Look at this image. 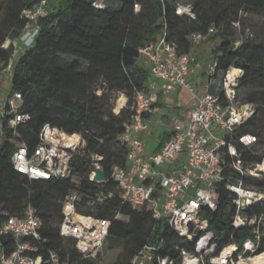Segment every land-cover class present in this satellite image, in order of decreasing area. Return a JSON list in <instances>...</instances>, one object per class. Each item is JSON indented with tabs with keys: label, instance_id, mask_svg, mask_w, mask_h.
<instances>
[{
	"label": "trees",
	"instance_id": "trees-1",
	"mask_svg": "<svg viewBox=\"0 0 264 264\" xmlns=\"http://www.w3.org/2000/svg\"><path fill=\"white\" fill-rule=\"evenodd\" d=\"M106 2L115 5L96 9L90 0H60L39 20L40 29L33 46L23 49L15 48L13 41L25 24L21 10L32 0H0V74L11 73L10 94L18 92L22 96L20 112L29 116L19 124L22 136L33 146L41 127L50 124L68 133H79L86 142L84 153L74 158L69 178L45 181L30 179L14 170L10 162L13 151L8 141L10 132L6 130L0 136V219L21 215L28 204L36 209L43 223L38 243L42 264L49 250L76 264H97L99 254L95 258H82L74 239L59 234L62 200L73 189L81 192L78 212L110 220L106 239L123 244L113 264H130L134 253L147 242L159 246L160 256L176 261L181 248L194 252L193 244L179 236L165 220L154 219L147 208L138 210L123 203L117 194L102 202L87 203L96 193L115 189L109 178L111 166H125L126 150L118 136L127 113L114 114L112 99L117 93L131 98L136 90L146 89L151 76L138 50L155 41L164 25L179 53L190 50L187 40L190 33L205 32L210 25L216 26L214 38H218V43L211 52L216 62L213 92H218L219 80L230 67L242 70L237 90L238 87L262 88L251 91L241 101L257 107L238 132H250L258 137V142L244 152L243 158L251 162L264 158V40L257 42L243 37V15L264 17V0H193L195 21L175 14L176 2L169 0ZM136 4L140 9L135 13ZM6 41L9 44L2 48ZM237 42L240 45L235 47ZM60 56L72 59L63 62ZM166 138L164 135L158 148ZM256 148L262 151L259 153ZM92 153L103 156L102 167L107 178L104 185L89 179ZM245 183L264 191V178L248 176ZM232 198L225 184L218 183L213 195L216 209L205 208L201 214L216 238V253L230 242L241 247L250 236L248 229L231 226ZM260 210L264 211V207ZM118 214L127 220L116 218ZM262 251L263 240L253 257Z\"/></svg>",
	"mask_w": 264,
	"mask_h": 264
},
{
	"label": "built area",
	"instance_id": "built-area-1",
	"mask_svg": "<svg viewBox=\"0 0 264 264\" xmlns=\"http://www.w3.org/2000/svg\"><path fill=\"white\" fill-rule=\"evenodd\" d=\"M59 1L32 0L30 5L22 8L20 15L25 24L13 41L15 48L33 46L40 29L39 20ZM90 1L96 9L106 7V0ZM139 9L140 5L136 4L134 12ZM174 12L190 21L197 19L191 2H177ZM215 32L216 26L210 25L205 32L190 33L187 36L190 50L179 53L164 25L155 41L138 50L151 76L146 89L136 90L131 98L117 93L112 99L114 114L127 113L123 131L118 136L126 150V163L125 166H111L109 178L115 189L98 192L87 203L102 202L117 194L123 203L138 210L149 209L154 219L165 220L171 229L194 246V252L181 248L179 261H176L160 256L159 246L147 242L134 253L130 264H186L188 259L196 260V264L206 261L239 264L254 255L264 241V211L260 210L264 207V191L245 183L248 176L264 178V158L260 162L244 159V152L258 142V137L250 132H238V128L256 112L253 103L237 99L242 70L238 68L240 74H230L233 68H228L219 80L218 92L212 89L214 60L205 63V80L199 86L189 78L197 63V48ZM8 44L6 41L1 47L6 48ZM5 78L10 79L11 73ZM179 88L191 94L194 105L181 112L167 110L159 102L160 96ZM21 104L22 96L18 92L0 102V136L6 130L10 132L8 141L13 145L10 157L13 169L30 179L69 178L75 156L84 153L83 136L44 124L34 145L29 146L19 130V124L29 118L28 114L20 112ZM162 118L171 121L167 138L159 148L147 153L144 137L154 122L162 124ZM164 135L159 137L160 142ZM89 158V179L104 185L107 178L97 180L94 174L96 168L104 171L103 156L92 153ZM218 183H224L233 196L231 226L237 230L248 229L250 236L241 247L230 242L216 253V238L208 228V220L201 214L205 208L216 209L213 195ZM80 200L78 189L70 190L64 196L59 234L74 239L82 258H95L108 235L110 220L78 212ZM119 217L118 214L116 218ZM42 225L31 204L21 215L0 219V264H42L44 259L38 252ZM231 245L233 250L223 255ZM45 264L76 263L49 250Z\"/></svg>",
	"mask_w": 264,
	"mask_h": 264
},
{
	"label": "rangeland",
	"instance_id": "rangeland-1",
	"mask_svg": "<svg viewBox=\"0 0 264 264\" xmlns=\"http://www.w3.org/2000/svg\"><path fill=\"white\" fill-rule=\"evenodd\" d=\"M169 1L176 2V3L177 2L186 3V2H191L193 0H169ZM106 5L108 7H112L115 4L113 2H109V3L106 2ZM243 17H244L243 23H244V28H245L243 37L254 39L257 42L264 40V17L253 15V14H244ZM238 41H241V38H239ZM216 43H218V38H214V35L210 36L205 41V43H202L200 45V47L202 46L201 48L205 47L204 49L205 52L200 53V55L201 56L207 55V58L212 61L213 56L211 52H212L213 47L216 45ZM239 45H240V42H237L235 47H238ZM201 56L199 58V55H198L197 60H201ZM60 59L63 62H69L71 61L72 58L60 56ZM141 62H144V60L141 59ZM261 89H262L261 87H255L253 89L249 87L247 88L238 87L237 93L239 95V98L237 99L239 101H244L248 93H250L251 91L258 92ZM9 95H10V79L5 78V75L0 74V102H3ZM113 104L114 102H112V105ZM258 105L259 107L261 106L260 104ZM255 107H257L256 104H255ZM170 126H171V121L168 118H162V124L160 125L156 124L155 122L151 125V129L149 133L146 134L144 137L146 149L148 151H153L156 149V147L158 146L160 142L159 137L162 134L168 135L170 131ZM256 149H258L259 153L262 151L261 150L262 148H256ZM263 150H264V147H263ZM123 219L127 220L126 218H123ZM122 247H123V244L119 241H115L113 239H105L103 246L99 253L97 264H113L115 260L117 259L118 255L121 253ZM254 255H251L248 259H245V260H249L253 258Z\"/></svg>",
	"mask_w": 264,
	"mask_h": 264
},
{
	"label": "crops",
	"instance_id": "crops-1",
	"mask_svg": "<svg viewBox=\"0 0 264 264\" xmlns=\"http://www.w3.org/2000/svg\"><path fill=\"white\" fill-rule=\"evenodd\" d=\"M202 47V46H201ZM198 47L196 51V56L200 58V53L205 52L204 48ZM203 50V51H202ZM211 61L206 56H201V60H197L196 66L194 67L193 72L190 74L189 78L192 81H195L198 83V86L203 83L205 80V74L203 67L205 65V62ZM204 62V63H203ZM150 81V80H149ZM159 102L162 104L164 108H167V110L170 111H178L181 112L185 110L186 108H189L194 105V99L192 98L191 94L186 91L185 89L179 88L175 91H172L166 95H161L159 98ZM146 152L149 153L151 151H148L146 149ZM119 218H125L120 215Z\"/></svg>",
	"mask_w": 264,
	"mask_h": 264
},
{
	"label": "bare ground",
	"instance_id": "bare-ground-1",
	"mask_svg": "<svg viewBox=\"0 0 264 264\" xmlns=\"http://www.w3.org/2000/svg\"><path fill=\"white\" fill-rule=\"evenodd\" d=\"M232 68H233V69L231 70L230 74H233V73H238V74H240V73H241V71H240L238 68H235V67H232ZM232 249H233V245H231L230 247H228V248L224 251L223 255H225L226 253L231 252ZM186 264H196V260L188 259V260L186 261ZM239 264H264V252H262V253L256 255L255 257H253V258H251V259H249V260H245V259H244V260H241V261L239 262Z\"/></svg>",
	"mask_w": 264,
	"mask_h": 264
},
{
	"label": "water",
	"instance_id": "water-1",
	"mask_svg": "<svg viewBox=\"0 0 264 264\" xmlns=\"http://www.w3.org/2000/svg\"><path fill=\"white\" fill-rule=\"evenodd\" d=\"M94 174L97 180H104L106 178L105 173L101 168L94 169Z\"/></svg>",
	"mask_w": 264,
	"mask_h": 264
}]
</instances>
